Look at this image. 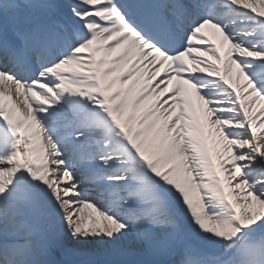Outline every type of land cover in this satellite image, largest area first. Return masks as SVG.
Masks as SVG:
<instances>
[{
	"label": "snow or ice",
	"instance_id": "6c2138e0",
	"mask_svg": "<svg viewBox=\"0 0 264 264\" xmlns=\"http://www.w3.org/2000/svg\"><path fill=\"white\" fill-rule=\"evenodd\" d=\"M0 264H264V0H0Z\"/></svg>",
	"mask_w": 264,
	"mask_h": 264
},
{
	"label": "bare ground",
	"instance_id": "6f19581e",
	"mask_svg": "<svg viewBox=\"0 0 264 264\" xmlns=\"http://www.w3.org/2000/svg\"><path fill=\"white\" fill-rule=\"evenodd\" d=\"M210 36H211V38H213V39H218V37H216L215 35H213L212 33H210ZM26 111V110H25ZM89 213H92V210L91 209H85V217L87 218V216H88V214ZM94 214V213H93Z\"/></svg>",
	"mask_w": 264,
	"mask_h": 264
}]
</instances>
